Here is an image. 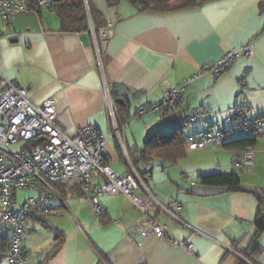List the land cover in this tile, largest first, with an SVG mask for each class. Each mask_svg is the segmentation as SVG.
<instances>
[{
  "label": "crops",
  "instance_id": "1",
  "mask_svg": "<svg viewBox=\"0 0 264 264\" xmlns=\"http://www.w3.org/2000/svg\"><path fill=\"white\" fill-rule=\"evenodd\" d=\"M114 1L86 0L96 24L113 23L109 39L99 42V55L91 31L62 30L52 7L0 18V73L25 88L34 103L54 98L58 125L68 135L86 125L109 132L104 79L126 105L123 140L131 164L148 176L156 199L186 224L156 207L158 222L178 240L196 230L191 252L164 236L140 235L145 216L120 192L101 195L103 213L97 215L87 191L61 182L47 200L46 221L28 219L25 264H240L225 247L250 248L258 201L248 191L201 185L199 176L236 173L246 188L264 191V131L252 145L254 166L239 172L232 162L243 149L228 144L243 135L224 122L244 104L248 116L264 113V0H210L167 12H137L127 0ZM244 46L251 54L236 57L220 75L202 72L185 83L203 65ZM172 85L182 89L172 109L178 120L195 110L214 116L183 128L180 155L144 158L145 140L175 124L163 112L134 114L141 104L160 101ZM214 121L220 125L212 126ZM218 128L225 131L220 147L203 148L193 139ZM103 155L116 174L128 170L117 140L105 143ZM258 243L254 262L264 264V231Z\"/></svg>",
  "mask_w": 264,
  "mask_h": 264
},
{
  "label": "built area",
  "instance_id": "2",
  "mask_svg": "<svg viewBox=\"0 0 264 264\" xmlns=\"http://www.w3.org/2000/svg\"><path fill=\"white\" fill-rule=\"evenodd\" d=\"M83 2L94 48L99 55V42L109 39V29L113 23H105L95 35L87 2ZM52 3V0H0V18L8 21L15 13L49 7ZM250 54V46L231 48L220 58L203 65L200 71L186 78L185 83L202 72L216 77L236 57H248ZM102 81L109 132L103 134L95 126L86 125L76 134L68 135L58 125L59 113L54 98L34 103L29 99L25 88L0 73V263H26L23 239L27 233L28 219L35 216L39 221H45L44 216L49 213L47 200L50 195L55 194V184L61 182L79 184L87 191L92 211L97 215L103 213L100 196L120 192L145 216V220L138 227L140 235L152 232L156 236L166 237L174 246L191 252V238L196 230L178 240L168 232L165 225L158 222L154 213L156 207L159 212H165L186 224L156 199L146 185L148 176L142 177L131 164L123 140V131L128 121L120 118L116 102L105 80ZM181 90L177 85L170 86L160 101L141 104L135 117L166 110L169 120L175 124H184L197 123L214 116V113L195 110L178 120L172 109L180 100ZM244 110L245 104L230 110L224 119L229 125L228 130L261 135L264 131V113L248 116ZM213 125L219 126L220 121H214ZM210 129L193 139L203 148L210 144L222 146L224 130ZM110 139L117 140L127 163L128 170L123 174H116L104 160V145ZM33 140H40V143H31ZM21 141L23 144L20 147L11 149ZM253 157L252 146H246L232 164L239 172L249 170L254 166ZM97 179L102 181L98 183ZM24 188L32 190L34 194L18 202L16 190ZM5 242L6 251L1 253ZM225 249L235 254L240 264H253L234 248V243Z\"/></svg>",
  "mask_w": 264,
  "mask_h": 264
},
{
  "label": "trees",
  "instance_id": "3",
  "mask_svg": "<svg viewBox=\"0 0 264 264\" xmlns=\"http://www.w3.org/2000/svg\"><path fill=\"white\" fill-rule=\"evenodd\" d=\"M114 1V0H112ZM131 3L136 9L137 12L141 11H158V12H167L180 8H187L191 6H195L198 4H202L204 2L210 0H198L199 2H195V0H127ZM116 3V0L113 4ZM52 7L61 23V29L65 31H90L89 22L87 20V15L85 11V6L83 0H59L53 2L50 6ZM260 7H264V3L260 4ZM90 17L92 26L95 32V35L98 34L99 28H101L105 23L98 25L94 20V16L92 14V10L89 8ZM228 68V67H227ZM112 98L116 102L118 112L120 118L122 120H128L129 116L127 114L126 105L122 102L120 103V99H118L117 94L112 92ZM149 104V103H148ZM238 107V106H236ZM166 110L163 111V113ZM136 114V112H135ZM134 114V116H135ZM175 124V123H174ZM190 123L184 124H175V127L170 129L167 132H158L157 134H153L149 136L145 140V150H144V158H148L149 155H152V158L163 156V157H176L180 155V151L182 150V146L185 143V138L183 136V128ZM235 131V130H231ZM239 132V131H237ZM240 133V132H239ZM263 133V132H262ZM225 134V131H224ZM243 136L229 142L228 146L232 148H242L244 149L246 146H252L258 137V135L252 134H243ZM224 141V140H223ZM31 143H40V140H33ZM223 145V144H222ZM220 147V146H219ZM133 164V163H132ZM138 172V170H137ZM139 173V172H138ZM140 174V173H139ZM142 177L145 174H140ZM199 183L201 185L213 186L218 188H224L226 190L231 191H248L255 196L258 201V211L254 218V227L256 230V234L251 242V246L247 251L240 252L249 262L255 264L254 258L255 255L259 252V243L258 236L264 231V191L262 189L256 188H246L240 182L239 176L236 173H210L199 176ZM79 185V184H78ZM6 242L4 247L1 250V253L6 251ZM102 264V263H99Z\"/></svg>",
  "mask_w": 264,
  "mask_h": 264
},
{
  "label": "rangeland",
  "instance_id": "4",
  "mask_svg": "<svg viewBox=\"0 0 264 264\" xmlns=\"http://www.w3.org/2000/svg\"><path fill=\"white\" fill-rule=\"evenodd\" d=\"M190 124H192V123H190ZM228 123L227 122H225V125L226 126H228L227 125ZM192 125H194V124H192ZM23 144V142L21 141V142H17L16 144H14V146H12L11 147V149H15V148H18V147H20L21 145ZM34 194V192L32 191V190H29V189H26V188H24V189H17L16 190V198H17V201L18 202H22L23 200H25L27 197H29V196H32ZM48 214V213H47ZM47 214H45V221H46V216H47ZM44 221V222H45ZM41 222V221H40ZM0 264H3V263H0Z\"/></svg>",
  "mask_w": 264,
  "mask_h": 264
},
{
  "label": "water",
  "instance_id": "5",
  "mask_svg": "<svg viewBox=\"0 0 264 264\" xmlns=\"http://www.w3.org/2000/svg\"><path fill=\"white\" fill-rule=\"evenodd\" d=\"M52 1H58V0H52Z\"/></svg>",
  "mask_w": 264,
  "mask_h": 264
}]
</instances>
